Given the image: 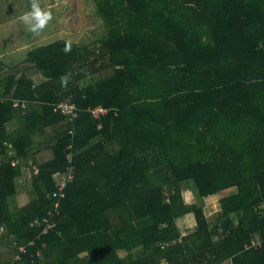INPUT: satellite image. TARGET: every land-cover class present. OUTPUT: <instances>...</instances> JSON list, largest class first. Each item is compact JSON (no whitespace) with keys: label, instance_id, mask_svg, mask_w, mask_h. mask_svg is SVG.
I'll return each mask as SVG.
<instances>
[{"label":"trees","instance_id":"1","mask_svg":"<svg viewBox=\"0 0 264 264\" xmlns=\"http://www.w3.org/2000/svg\"><path fill=\"white\" fill-rule=\"evenodd\" d=\"M93 1L103 37L0 62V264H264V0Z\"/></svg>","mask_w":264,"mask_h":264},{"label":"rangeland","instance_id":"2","mask_svg":"<svg viewBox=\"0 0 264 264\" xmlns=\"http://www.w3.org/2000/svg\"><path fill=\"white\" fill-rule=\"evenodd\" d=\"M25 2L19 5L17 4L19 0H0V62L4 64H15L23 58L22 42L31 40L30 44L33 43L32 46H35L56 40H66L81 46L104 36V25L95 15L93 0H39L41 7L50 8L53 14V20L39 34L27 31L19 20L20 15L26 9L23 6ZM28 5L30 6V3L26 6ZM19 6H23L24 9ZM18 8L21 10L18 12L19 15H16ZM3 69L5 70H1L0 75L7 72L5 67ZM183 197L187 203L200 204L209 219L217 212L218 196L199 200L191 191H184ZM25 200L23 194H19L15 199L18 206H21ZM176 224L182 235H185L194 228V219L188 215L177 220Z\"/></svg>","mask_w":264,"mask_h":264},{"label":"clouds","instance_id":"3","mask_svg":"<svg viewBox=\"0 0 264 264\" xmlns=\"http://www.w3.org/2000/svg\"><path fill=\"white\" fill-rule=\"evenodd\" d=\"M20 22L25 26L26 30L39 34L53 20V14L50 8L41 7L39 0H30V10L23 12L19 17ZM65 53L71 51V42L66 41L63 49ZM62 84H67V78L62 77Z\"/></svg>","mask_w":264,"mask_h":264},{"label":"built area","instance_id":"4","mask_svg":"<svg viewBox=\"0 0 264 264\" xmlns=\"http://www.w3.org/2000/svg\"><path fill=\"white\" fill-rule=\"evenodd\" d=\"M57 108L60 109L63 114H65L67 116H70V120H72L76 116V112H75V109H74L73 105H69V104L63 102V103L59 104ZM91 114H92V116L94 118H99L100 116L106 115L107 114V110L103 109L101 107H96V108L91 110ZM70 171L71 170H68L67 175L65 177H62V179L60 180L61 181L60 185H59L60 191L62 189H64V187L66 186V184L69 181H71L72 177H71ZM53 196H56V194H54ZM60 197H62V198L64 197L62 193L60 194ZM55 207H57V206H55ZM33 223H35V221ZM46 225H47L48 228L51 226L50 223L49 224L46 223ZM46 230L47 229H45V231ZM252 246L255 247V246H257V244L252 242L251 245H245L244 247L245 248H250Z\"/></svg>","mask_w":264,"mask_h":264},{"label":"crops","instance_id":"5","mask_svg":"<svg viewBox=\"0 0 264 264\" xmlns=\"http://www.w3.org/2000/svg\"><path fill=\"white\" fill-rule=\"evenodd\" d=\"M31 42H32L31 40H30V42H27V43H26V42H24V43L22 42L21 45H23L24 48H26V47H28V44H29V46L31 45V44H30ZM32 44H33V43H32Z\"/></svg>","mask_w":264,"mask_h":264}]
</instances>
